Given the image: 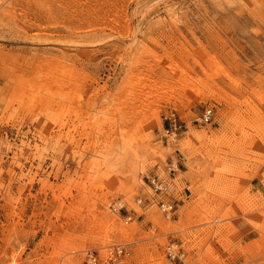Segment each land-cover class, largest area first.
<instances>
[{"label": "rangeland", "instance_id": "1", "mask_svg": "<svg viewBox=\"0 0 264 264\" xmlns=\"http://www.w3.org/2000/svg\"><path fill=\"white\" fill-rule=\"evenodd\" d=\"M117 243L264 264V0H0V264Z\"/></svg>", "mask_w": 264, "mask_h": 264}, {"label": "built area", "instance_id": "2", "mask_svg": "<svg viewBox=\"0 0 264 264\" xmlns=\"http://www.w3.org/2000/svg\"><path fill=\"white\" fill-rule=\"evenodd\" d=\"M211 115V108H206V110L199 114L196 118L198 120H207L210 118ZM172 129H175L176 127H181V123H177L175 120L172 123ZM169 130V127L166 128V131ZM170 167V166H169ZM146 179L150 187L155 190L156 192L162 194L158 197L157 204L160 210L166 214L169 215L174 210V201L171 199L168 195H166L169 191V184L167 181L162 178L161 176L157 175L156 173H149L146 175ZM141 201V198H139ZM110 208L113 210H120L122 208H125V202L121 198H116L110 201L109 204ZM126 219H129L131 216L127 215ZM165 253L171 257H181L184 256V251L180 249L177 242H168L165 244L164 247ZM129 254V250L126 249V247L120 243L112 245L107 255L104 257V261L107 262H114L122 263L126 256ZM85 264H100V258L99 255L95 252L91 251L87 254L85 259Z\"/></svg>", "mask_w": 264, "mask_h": 264}, {"label": "bare ground", "instance_id": "3", "mask_svg": "<svg viewBox=\"0 0 264 264\" xmlns=\"http://www.w3.org/2000/svg\"><path fill=\"white\" fill-rule=\"evenodd\" d=\"M149 185V184H148ZM109 224V223H108ZM121 230H124L123 228H121ZM127 233V232H126Z\"/></svg>", "mask_w": 264, "mask_h": 264}]
</instances>
